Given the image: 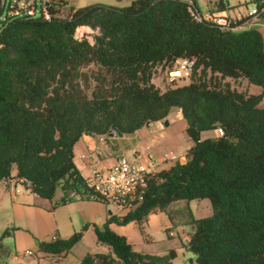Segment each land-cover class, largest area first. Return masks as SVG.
I'll return each instance as SVG.
<instances>
[{"label":"trees","instance_id":"trees-1","mask_svg":"<svg viewBox=\"0 0 264 264\" xmlns=\"http://www.w3.org/2000/svg\"><path fill=\"white\" fill-rule=\"evenodd\" d=\"M251 2L264 7V0ZM59 3L51 0L50 19L0 20V181L21 178L26 189L48 200L59 188L63 194L54 205L90 199L73 160L79 138L107 137L112 125L131 134L177 108L192 141L185 161L150 174L143 200L121 216L110 214L102 230L95 227L98 242L111 253L87 252L79 264H174L173 250L137 251L109 223L135 222L143 231L150 213L177 200L204 198L212 213L191 220L184 243L193 254L191 264H264L260 32L235 28L246 17L225 25L197 21L185 0L91 3L70 7L64 16ZM225 6V0H216L214 10ZM78 26L89 27L92 40L87 32L75 36ZM183 60L193 61L188 83L164 90L154 84L157 67L171 72ZM226 78L246 79L261 92L237 91ZM216 129L222 134L201 136ZM88 225L67 238L39 241L37 251L67 253Z\"/></svg>","mask_w":264,"mask_h":264},{"label":"crops","instance_id":"crops-1","mask_svg":"<svg viewBox=\"0 0 264 264\" xmlns=\"http://www.w3.org/2000/svg\"><path fill=\"white\" fill-rule=\"evenodd\" d=\"M121 1L130 2L131 0H101L98 2L92 0V3L122 6L119 5V2ZM202 1L204 4V9L200 8L198 0H195V4L197 5L198 9L205 19H213L217 22H223L231 20L234 21L246 17V19L241 24L236 25L235 28L239 30L244 28H255L263 34L264 40V10L256 16H248L250 9H248L246 12H241L239 8H236V10H234L232 13V17V15H230V12L228 11V7L230 6L229 1L223 10H214L216 0ZM170 113L166 117V119L169 120L168 126H174L172 123L176 120L180 124V133L177 132L173 136H170L164 130L163 121L149 122L148 125L146 124L135 132L131 134H123L121 137L118 135H114L103 137V139H100L98 135H82L75 143L73 148V160L80 170L81 175H87L90 172V169L95 167L99 169L108 168L121 156H126L132 159L144 158L147 161L148 153H150V155L154 157L153 153L159 154L163 151L161 156H157V159H162L164 153L170 152L179 156V158L181 159L180 162H184L186 151L192 145V141L188 138L185 132V121L182 118L180 110L177 111L175 118H171ZM209 132L210 131L202 132L201 136L204 137L203 135ZM120 140H122L123 142L121 143ZM163 168H167L165 163L157 164V170ZM13 181L11 178L1 180L0 190L3 192V196H6V199L11 202V209L13 213V221H11V224L15 229L14 234L16 235L15 244L16 247H18L17 249L23 250V248H29L28 246H36L37 241L44 238H67L71 234H73V232L77 231V229H80L84 224H89L84 232L89 231L95 225L98 227L104 225L109 215L112 214L110 210H107L108 207H106L101 202L92 199H76L74 201H68L61 205L56 204L54 206H51V204H48L46 202L48 201V199L41 198L36 194L30 192L28 189L23 188V190L19 193L16 190L14 191L12 189V185L15 186L16 184ZM62 206L64 207V209H67L66 211L70 212L68 213L69 217H65V215L60 210L58 212V207ZM167 209L164 211H167ZM160 212L163 211L152 212L148 215V217L152 214ZM122 214L123 212L119 213L117 216H121ZM9 222H7L5 226H8L10 224ZM146 222H144L142 225L143 232H145L144 226ZM131 223H133L134 226L139 227L137 223ZM114 224L117 223H109V228L111 230ZM27 225L31 227L30 230L26 227ZM22 228L27 229L24 230ZM24 231H27L29 234H26L24 236ZM1 245L3 247V243H1ZM87 252H100L104 254L111 253L109 247L101 244L100 242H98V240L97 242L95 241V246L93 247L92 251H86L85 253ZM36 253L40 255V257H44V259L45 257H47L46 259L48 261L58 260L60 257H64L67 254L65 253L61 256L44 254L37 251V246ZM84 254L80 255V258ZM11 256L14 258L16 257L17 260L21 259L20 257L14 256V254H11Z\"/></svg>","mask_w":264,"mask_h":264},{"label":"rangeland","instance_id":"rangeland-1","mask_svg":"<svg viewBox=\"0 0 264 264\" xmlns=\"http://www.w3.org/2000/svg\"><path fill=\"white\" fill-rule=\"evenodd\" d=\"M101 1V0H95ZM104 1V0H102ZM188 1V0H187ZM230 6L228 7V11L230 15L233 17V11L236 8H239L241 12H246L248 9H251L253 6V2L251 0H228ZM91 4L92 0H60L58 14L64 16L67 14L70 7H81L87 4ZM118 3V2H117ZM130 2L121 1L119 5H127ZM198 4L201 9H204V4L202 0H198ZM236 13V12H235ZM4 16V14L2 15ZM89 29V27H88ZM87 29L88 38L92 40L91 32ZM261 31V30H260ZM263 40V34L260 32ZM264 41V40H263ZM264 48V42H263ZM179 63H175L172 67L173 71L175 67H177ZM168 67H157L154 74L152 75V81L156 86H158L161 90H164L168 87H173L176 85H182L189 82V76L181 71L182 76L180 77H171ZM231 86V88L236 89L237 91L244 92L246 94H259L261 92V87L249 83L246 79L238 78H226L225 79ZM259 106H264V97L260 100ZM179 109L174 108L171 111V118H175L176 113ZM178 119V118H177ZM168 120V119H167ZM183 120V119H182ZM169 122V120H168ZM164 124V123H163ZM174 126H164V130L170 135L173 136L175 133L179 132L180 124L178 121H174L172 123ZM216 136L217 132L215 130L210 131L209 133H205L203 136ZM122 143L123 141L120 140ZM163 152V151H162ZM155 154L153 152V160H150L148 164H151L154 161L159 163H165L166 167L174 164L181 159L176 154L166 152L167 154H173L178 157L176 160H165L157 159V156L162 154ZM150 154V153H148ZM137 160V159H136ZM139 161H146L143 159H138ZM158 164V163H157ZM156 164V169H157ZM96 168V167H95ZM91 170V169H90ZM101 170H106V168H101ZM80 171V170H79ZM15 173V169L12 171V174ZM12 177V181H13ZM16 185H12V189L17 191L18 193L25 188V184L17 181V178H14L13 181ZM26 189V188H25ZM62 191L58 188L55 192L54 198L50 201H46L51 206H54V203L57 202L58 199L62 196ZM73 199L71 201H74ZM103 204V203H102ZM61 205V204H60ZM105 205V204H104ZM135 207V206H134ZM133 207V208H134ZM59 210L65 215V217H69V211L64 209V207H58ZM63 208V209H62ZM70 208V207H69ZM107 210H110L112 214L118 215L119 213L124 212L123 207L119 205H110ZM212 213V207L210 201L206 198L204 199H192L190 201L187 200H177L172 202L167 211H163L160 213L152 214L148 217V220L144 226V231H141L139 227L134 226L133 223L129 222L125 225L114 224L112 230L118 234H122L126 236L128 242L132 244L134 249L137 251H142L149 254L155 255H164L168 254L171 250L174 252V256L172 258L174 264H191L190 260H193V254L191 251L187 250L184 246V237L189 236V232L192 228L191 220L193 218H198L202 216H206ZM63 215V216H64ZM13 219V213L11 209V202L6 199V196H3V192L0 190V242L3 243V247L0 249V264H79L80 255L84 254L86 251H92L95 246V241L97 242V234L95 227L102 230L104 225L102 226H94L89 231L83 230L82 238L77 244H75L72 249L64 256L60 257L58 260L48 261L45 257H40L36 253V246H28L29 248H23V250L17 249L15 244V229L11 224ZM10 220V222H9ZM9 222L8 226H5L6 223ZM3 227V228H2ZM30 230V226H26ZM22 228V229H27ZM79 229H77L78 231ZM24 236L29 234L27 231H24ZM73 232V231H72ZM71 232V233H72ZM70 233V234H71ZM74 233V232H73ZM69 236V234H68ZM51 237V236H50ZM67 237V235H66ZM52 238H44L42 240H50ZM26 251H30V254H25ZM19 256L21 259L17 260V258L12 257ZM21 255V256H20Z\"/></svg>","mask_w":264,"mask_h":264},{"label":"built area","instance_id":"built-area-1","mask_svg":"<svg viewBox=\"0 0 264 264\" xmlns=\"http://www.w3.org/2000/svg\"><path fill=\"white\" fill-rule=\"evenodd\" d=\"M188 3L191 5L190 13L194 19L202 21L204 16L198 7L193 5V0H188ZM50 4L51 0H0V20L6 16H42L45 19H50ZM263 10L264 7L259 10L257 7L251 6L249 16H256ZM3 14L4 16H2ZM219 23L225 25L226 21ZM87 29V26H78L74 35L81 36ZM88 30L92 32L90 28ZM192 63L193 61L191 60H183L177 69L170 72V75L172 77L180 76L182 70L187 74L191 69ZM215 131L217 135L222 134L221 129H216ZM99 138L103 139V136H99ZM176 159H178L177 156L164 153L161 161ZM150 160H153L150 154L147 155V163L121 156L106 170L92 168L87 175L82 176L85 187L92 192L90 199L99 201L105 204L106 207L119 205L125 211L132 209L138 202L143 200L150 174L158 171L156 164L159 162L154 161L148 164ZM17 181L28 184L27 181L21 178L17 179ZM184 241H188V236L184 237ZM25 254H30V251H26Z\"/></svg>","mask_w":264,"mask_h":264},{"label":"water","instance_id":"water-1","mask_svg":"<svg viewBox=\"0 0 264 264\" xmlns=\"http://www.w3.org/2000/svg\"><path fill=\"white\" fill-rule=\"evenodd\" d=\"M226 4H228V0H226ZM163 123H164V126H167L169 124L168 120L167 119H164L163 120ZM149 124V122L147 123V125ZM114 135H118V136H122L123 133H121L117 127L115 125H112L111 128H110V131L108 133V136H114ZM79 186V185H78ZM110 213V211H109ZM191 262H193V260H190Z\"/></svg>","mask_w":264,"mask_h":264}]
</instances>
